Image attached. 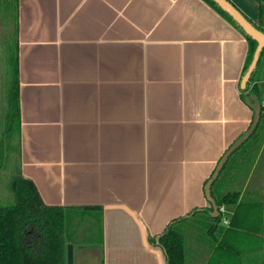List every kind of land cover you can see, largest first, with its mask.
Wrapping results in <instances>:
<instances>
[{"label":"crops","instance_id":"obj_1","mask_svg":"<svg viewBox=\"0 0 264 264\" xmlns=\"http://www.w3.org/2000/svg\"><path fill=\"white\" fill-rule=\"evenodd\" d=\"M9 12L22 174L67 209L73 264H167L156 238L187 216L185 264H264V116L217 184L228 224L195 215L254 118L236 27L204 0H0V50ZM253 87L263 104L264 56Z\"/></svg>","mask_w":264,"mask_h":264},{"label":"trees","instance_id":"obj_2","mask_svg":"<svg viewBox=\"0 0 264 264\" xmlns=\"http://www.w3.org/2000/svg\"><path fill=\"white\" fill-rule=\"evenodd\" d=\"M204 1L246 37L249 52L245 75L253 60L257 42L246 35L242 28L213 0ZM7 15L5 19L9 20L5 22V26L12 33L7 38L10 37L12 43L8 44L9 40H5L0 66L4 73V89L0 93V191L2 185L8 195L6 199L0 195V264H67L69 241L66 228L67 209L46 205L35 184L24 177L21 170L18 21L14 13L12 15L9 12ZM252 23L264 33V0H259L258 24ZM263 56L264 50L259 63ZM257 68L247 87L242 89V96L246 100L252 95L260 97L256 87L250 88ZM261 116H264V107H262ZM259 127L260 123L248 141L257 133ZM228 165L229 160L212 186V196L216 199L219 209L223 205L237 203L236 192L221 194L220 197L215 196L218 191L217 184L221 182V177ZM201 212L206 213L214 222L209 226V231L216 229L220 223L221 213L218 212L217 216H213V209L209 208L199 210L195 215ZM189 218L190 216H187L174 221L162 235L156 238V242L165 253L167 264H185L186 233L178 223H183ZM260 218H262L261 211ZM233 223L234 217L230 225L233 226Z\"/></svg>","mask_w":264,"mask_h":264},{"label":"water","instance_id":"obj_3","mask_svg":"<svg viewBox=\"0 0 264 264\" xmlns=\"http://www.w3.org/2000/svg\"><path fill=\"white\" fill-rule=\"evenodd\" d=\"M220 9L226 12L244 31L246 35L257 42V48L255 50L253 60L242 79V89L247 87V84L256 70L262 51L264 50V33L260 31L248 18L247 16L230 0H213ZM248 105L254 111V118L249 130L244 133L239 139H237L230 148L225 152L221 160L219 161L214 173L205 185V195L207 200L211 203L213 208V216H216L219 212V207L215 198L212 196V186L218 179L220 172L223 170L225 164L229 160L232 154H234L255 132L262 114V102L261 99L252 95L246 100ZM74 262V246L72 244L67 245V264H73Z\"/></svg>","mask_w":264,"mask_h":264},{"label":"rangeland","instance_id":"obj_4","mask_svg":"<svg viewBox=\"0 0 264 264\" xmlns=\"http://www.w3.org/2000/svg\"><path fill=\"white\" fill-rule=\"evenodd\" d=\"M231 2L233 1H236L234 4L254 23H256L259 19V9H258V6H255V5H250V4H246L247 2L243 1L242 4L243 6H240V7H243V8H240L238 5H240L239 1L238 0H230ZM246 6H248V8H246ZM8 35H12L11 32L8 33ZM2 52H3V49L0 50V66H1V63H2ZM4 73H3V70H1V67H0V93H2V90L4 89ZM0 195L2 198L6 199V196L8 195V193H6V190L5 188L1 185V191H0Z\"/></svg>","mask_w":264,"mask_h":264},{"label":"built area","instance_id":"obj_5","mask_svg":"<svg viewBox=\"0 0 264 264\" xmlns=\"http://www.w3.org/2000/svg\"><path fill=\"white\" fill-rule=\"evenodd\" d=\"M262 106L264 107V103L262 104ZM219 212L221 213L222 217H223V222L225 224H228V220L227 218L225 217L226 216V213H227V210L224 206H222L220 209H219Z\"/></svg>","mask_w":264,"mask_h":264}]
</instances>
